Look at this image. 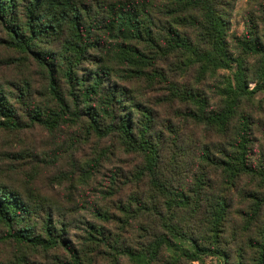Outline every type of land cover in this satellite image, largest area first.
<instances>
[{
    "label": "trees",
    "instance_id": "trees-1",
    "mask_svg": "<svg viewBox=\"0 0 264 264\" xmlns=\"http://www.w3.org/2000/svg\"><path fill=\"white\" fill-rule=\"evenodd\" d=\"M235 5L0 0V44L36 70L43 88L36 93L29 79L20 88L25 108L19 110L0 85V131L41 127L53 142L46 162L57 167L69 157L78 171L57 177L59 185L72 183L65 204L33 189L30 174L24 185L0 179V242L61 252L53 254L59 264H90L82 247L102 244L127 264H194L207 257L264 264V150L257 148L258 120L243 109L264 91V0H254L241 35L231 33ZM170 63L192 72L209 92L172 82L164 70ZM222 71L232 75L221 77ZM136 82L167 85L165 101L182 105L185 120L205 137L180 142L173 126L161 128L155 108L131 88ZM210 133L217 142L206 139ZM117 152L133 157V177L122 181L113 167L107 184L92 188ZM189 153L194 159L188 168ZM244 180L254 186L240 187ZM128 188L116 206L107 202ZM84 212L90 218L81 246L71 227ZM108 225L135 233L134 240L112 242Z\"/></svg>",
    "mask_w": 264,
    "mask_h": 264
},
{
    "label": "rangeland",
    "instance_id": "rangeland-1",
    "mask_svg": "<svg viewBox=\"0 0 264 264\" xmlns=\"http://www.w3.org/2000/svg\"><path fill=\"white\" fill-rule=\"evenodd\" d=\"M253 2L254 0H236L235 8L231 12L230 17L231 33L241 35L244 32L246 14L254 6ZM1 36H3L2 33H0V37ZM164 70L172 82L176 81L180 85H192L193 87H199L202 91L209 92L208 85L197 83L192 72L179 69V66L175 63L164 66ZM220 74L221 77H227L232 75V72L222 71ZM29 79L32 80L34 91L40 93L43 88L36 70H34L28 62L26 63L15 51L0 44V85L4 87L7 93H10V95L14 97L11 98V102L16 105L19 110L25 108V105L19 102V97L23 93L22 90H24L20 88H22ZM130 86L135 91L137 90L138 94L141 93L140 97L145 103H149L155 108L158 116V124L160 127L163 125L161 128L173 126L176 133L175 139L182 142L184 137H189V139L192 140V142L189 143L193 144L195 141L205 137V133L202 129L196 127L191 120H185L186 117L183 113L184 109L182 105H173L165 101L168 96V89H166L168 88L167 85H156L150 88L145 82H136L130 84ZM249 87L253 89L255 83H250ZM243 109L258 120L256 121L257 124L255 127V137L258 142L257 148L264 150V91L258 92L252 102H245ZM206 139L211 142H217L216 136L211 133L206 135ZM52 146V138L48 132L38 126L27 128L20 132L0 131V179L16 183L17 185H24L28 180V174H30V180L28 181L33 189L42 192L44 195L56 198V202L60 201L62 204H65L63 201L70 196L73 190L71 188L72 183L59 185L57 177L62 172L71 174L72 172L77 173L78 171L72 168L71 164H73V160L69 157L64 158L57 167H52L46 162V156L51 151ZM93 147L94 143L84 146L87 153L91 152L90 148L93 149ZM83 155V151H81L75 157L82 159L81 157ZM180 158L182 160L183 156L181 155ZM193 159V153L185 155L184 160L188 164V168L190 167V163H193ZM134 163L133 157L122 154V152H117L115 160L111 163H107L102 172L97 175V179L93 182L92 188L99 189L104 187L107 184L106 180H109V177L106 175H109L108 171L113 167L119 168L120 173H123L121 174L120 180L125 181L126 175H130L129 178H132L135 169ZM75 184L80 186L77 179ZM253 184H250L248 180H244L240 184V187L250 185L249 187L252 188L254 186ZM130 190L129 188L125 189L122 195L111 197L107 202H111L112 206H116V204L122 200L123 196L129 194ZM88 193L90 194V190H88ZM233 199L234 208H238V197L234 195ZM101 202L104 201L102 200ZM65 207L69 208V205L66 203ZM76 217L77 221L73 222L71 227L73 230L72 236L83 246L85 243L84 222L90 217L85 212L76 214ZM115 227H117V225ZM106 228L108 237L113 240L112 242L116 240L122 241V237L125 238V236L127 240H134L135 233L131 234V236L130 234H123L121 231H116L112 225H108ZM228 228L227 238L233 240V231L230 230V224ZM4 230V227L0 226V232ZM16 245L17 244L13 242H0V264H33L34 262L40 264H59L53 255L57 253L55 251H53L52 254H47L42 250L40 251L33 248L28 249L25 247L19 248ZM82 249L90 264H127L126 262L115 260L112 250L104 244L101 246L87 245L85 248L82 247ZM19 252L23 254L20 255ZM57 254L62 256L61 252ZM194 264H221V262L216 258L207 257L204 263L195 262Z\"/></svg>",
    "mask_w": 264,
    "mask_h": 264
}]
</instances>
